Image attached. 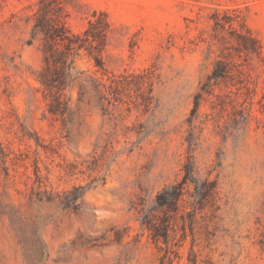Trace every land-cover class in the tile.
Masks as SVG:
<instances>
[{
  "label": "rangeland",
  "instance_id": "374dc122",
  "mask_svg": "<svg viewBox=\"0 0 264 264\" xmlns=\"http://www.w3.org/2000/svg\"><path fill=\"white\" fill-rule=\"evenodd\" d=\"M40 1L0 0V264H264V0H47L80 49Z\"/></svg>",
  "mask_w": 264,
  "mask_h": 264
},
{
  "label": "trees",
  "instance_id": "16d2710c",
  "mask_svg": "<svg viewBox=\"0 0 264 264\" xmlns=\"http://www.w3.org/2000/svg\"><path fill=\"white\" fill-rule=\"evenodd\" d=\"M42 6H43V15L40 16L38 18V23L35 26V31L37 33L43 34L45 36V39L47 40V44L49 45V48L51 47V45L49 44L50 41L54 40V41H61L66 47L73 49V48H83V45L81 42H84V40H86V38L88 39L89 35L88 32L86 31L85 33V39L81 38V36H77L74 38H70L67 34V30L64 26L61 27H54L53 25L50 24L49 21H51V9L48 7L49 4L47 2V0H41L40 1ZM94 22L90 21V26H93ZM100 39L102 37H104L105 35L102 33L99 35ZM97 38V37H96ZM96 40V39H95ZM46 71L52 73L50 75H47V72H44L42 74V78L40 79V82L50 88V89H56L59 88L61 89V87H58L56 85V82L58 81L60 83V85H64L65 83V79H60L58 77V79L54 78V73L55 72H61V74L64 76L65 74V69H66V65H67V61H68V57L65 56V54H58L56 55L55 53H47V49H46ZM53 71V72H52ZM51 76V77H49ZM95 83H97V85H100V82L98 79H94ZM58 93V92H57ZM61 101L59 97H56V104H54V106L51 109V112L53 114H57V112H62L64 113L65 110L63 111L61 109ZM173 189H175V198L173 199V202L171 201V205L175 203V200H179L181 194L179 191L180 187L177 186H173ZM167 204V203H164Z\"/></svg>",
  "mask_w": 264,
  "mask_h": 264
}]
</instances>
